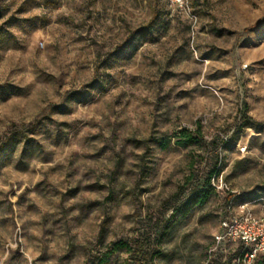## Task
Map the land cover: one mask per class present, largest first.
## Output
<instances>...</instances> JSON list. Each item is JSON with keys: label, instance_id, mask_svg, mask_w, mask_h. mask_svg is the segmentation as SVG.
Wrapping results in <instances>:
<instances>
[{"label": "rangeland", "instance_id": "obj_1", "mask_svg": "<svg viewBox=\"0 0 264 264\" xmlns=\"http://www.w3.org/2000/svg\"><path fill=\"white\" fill-rule=\"evenodd\" d=\"M188 1L0 0V264H249L215 236L264 215V0Z\"/></svg>", "mask_w": 264, "mask_h": 264}, {"label": "built area", "instance_id": "obj_2", "mask_svg": "<svg viewBox=\"0 0 264 264\" xmlns=\"http://www.w3.org/2000/svg\"><path fill=\"white\" fill-rule=\"evenodd\" d=\"M168 1L186 11L190 10L188 0ZM215 241L217 244L241 243L249 250L244 262L253 263L258 256L264 255V215L256 216L247 204L236 210L234 204L230 202L222 216L220 232L215 236Z\"/></svg>", "mask_w": 264, "mask_h": 264}, {"label": "trees", "instance_id": "obj_3", "mask_svg": "<svg viewBox=\"0 0 264 264\" xmlns=\"http://www.w3.org/2000/svg\"><path fill=\"white\" fill-rule=\"evenodd\" d=\"M159 15L158 13L155 14L154 19L152 23H154L156 20H158ZM201 132L200 133H191L188 130H184L180 136V138L175 142V145L181 146V147H188L193 144H197L201 140ZM162 148L166 149L169 146V142L163 141L161 143ZM214 176V173L212 172L209 177V186H211V179ZM208 192L207 190H202L200 192V203H205L207 199ZM231 199V198H230ZM128 250L132 254V260L133 264H153L154 263V253L151 249V241L150 240H138L135 242L133 247H129L128 244H125L123 242L117 243L114 245V247L110 250L109 255L115 254L122 250ZM248 249L243 246L241 243H239L237 253L241 258H244L245 255L248 253ZM259 258H261L260 261L257 262V264H264V255L258 256V258L255 260L257 261Z\"/></svg>", "mask_w": 264, "mask_h": 264}]
</instances>
